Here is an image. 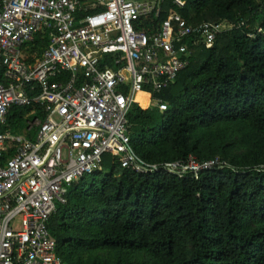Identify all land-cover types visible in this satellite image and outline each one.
I'll use <instances>...</instances> for the list:
<instances>
[{"label": "built area", "instance_id": "built-area-1", "mask_svg": "<svg viewBox=\"0 0 264 264\" xmlns=\"http://www.w3.org/2000/svg\"><path fill=\"white\" fill-rule=\"evenodd\" d=\"M185 5L0 0V264H65L51 217L73 183L102 171L105 156L137 174L180 178L225 166L193 157L151 164L130 147L136 96L157 103L153 92L175 81L193 47L235 26L189 25L176 11Z\"/></svg>", "mask_w": 264, "mask_h": 264}, {"label": "trees", "instance_id": "trees-1", "mask_svg": "<svg viewBox=\"0 0 264 264\" xmlns=\"http://www.w3.org/2000/svg\"><path fill=\"white\" fill-rule=\"evenodd\" d=\"M176 11L189 25L235 26L193 47L175 81L153 92L157 103L131 109L130 147L151 164L225 166L180 178L105 156L51 217L65 264H264V0H186Z\"/></svg>", "mask_w": 264, "mask_h": 264}, {"label": "rangeland", "instance_id": "rangeland-1", "mask_svg": "<svg viewBox=\"0 0 264 264\" xmlns=\"http://www.w3.org/2000/svg\"><path fill=\"white\" fill-rule=\"evenodd\" d=\"M256 26H257V22H256L255 25H253L252 27H256ZM139 102H140V104H141V103H147V100H146V98H145V99H141ZM166 109H167V106H164L162 109H159V111H160V112H163V111L166 110ZM103 172H105V171H103ZM103 172H102V173H103ZM90 178H91V176H89V179H90ZM99 257H100L101 259H103V260L106 259V255H105V254H100ZM138 259H139V261H140L141 263H149V259H148L147 257L141 256V257H139Z\"/></svg>", "mask_w": 264, "mask_h": 264}, {"label": "bare ground", "instance_id": "bare-ground-1", "mask_svg": "<svg viewBox=\"0 0 264 264\" xmlns=\"http://www.w3.org/2000/svg\"><path fill=\"white\" fill-rule=\"evenodd\" d=\"M146 98V96L144 95V94H139L137 97H136V100L137 101H140L141 99H145ZM146 103H141L140 104V107L142 108V109H144L145 107H146Z\"/></svg>", "mask_w": 264, "mask_h": 264}, {"label": "crops", "instance_id": "crops-1", "mask_svg": "<svg viewBox=\"0 0 264 264\" xmlns=\"http://www.w3.org/2000/svg\"><path fill=\"white\" fill-rule=\"evenodd\" d=\"M137 96H138V95H137ZM137 96H136V97H137ZM145 96H146V95H145ZM146 100H147V103H146L147 105H146V107H145L144 109H148V96H146ZM138 102H139V101H138ZM139 103H140V102H139Z\"/></svg>", "mask_w": 264, "mask_h": 264}]
</instances>
